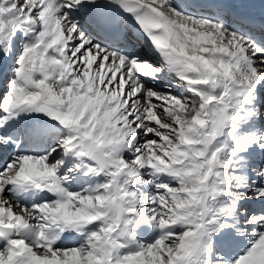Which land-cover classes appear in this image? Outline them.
<instances>
[{
  "label": "bare ground",
  "instance_id": "bare-ground-1",
  "mask_svg": "<svg viewBox=\"0 0 264 264\" xmlns=\"http://www.w3.org/2000/svg\"><path fill=\"white\" fill-rule=\"evenodd\" d=\"M74 1L78 2L79 0H0V40L2 42L0 47V98L4 94L0 102V124L15 121L22 123L28 120L40 124L50 122L60 125L65 131L63 132L64 142L70 149L66 153V158L71 155L75 147H80V162L72 169L66 170V166L60 167L59 164L55 165L58 167L57 171H51L43 163L44 160L50 157V153L39 155L38 153L44 151L42 150L34 155L19 158L21 162L15 170L3 176L5 179L0 183V223L11 224L14 228L13 234L19 237L17 240H11L13 235L0 237V245L6 243L4 245L6 257L0 255V264H10L13 259H18L20 264H59L58 256H56L57 251L63 253L65 252L63 250L72 247V245L80 246L87 234L90 236L95 226L105 219V214L107 216L109 210L114 208L120 213H134V206L139 203L136 201L138 199L135 196L130 197L128 192L127 196V193L124 192L125 189L131 188L133 195L135 191L140 189L147 190L149 187L147 185L150 184L148 183L145 187L144 184H138L139 179L137 177L139 175L133 172L134 169L140 170V175L147 176L153 186L159 187L158 189L164 188V186H159L158 178L160 180L172 177L173 179H181L183 178L182 174L188 173L189 178L186 176L187 179L184 178V181H189L188 184L191 186L189 189L194 192L192 195L196 196L200 193L203 196L204 193H211L215 197L209 202L211 205L216 204L217 211H221L219 215H224L223 219L220 217V219L216 218L217 220L213 219L210 224L204 223V221L196 223L195 220L193 221L195 222L194 227H190L192 220L190 214H187L184 209L177 213V217L175 220L173 219L174 222L171 223V226L165 224L167 222L163 220L162 222L166 225L164 230L154 232L152 229L140 225L145 219L144 214L139 213L140 217L138 216L134 221L138 220L140 224L133 228L135 222H130V230L139 231L142 228L145 239L150 243L155 242L154 244L163 241V235H169L162 234V232L180 230L183 233L181 234V243L177 248L179 251L185 247L196 249V256L200 259L203 246L211 245L212 251L209 254L205 248L203 249V253L209 256L206 264H218L212 261L214 248L217 246L224 252L223 257L227 261L233 258L232 251L235 254L244 252L246 257L243 254L235 264H256L261 261L264 257V231L262 235L258 233L260 234L257 235L258 239L254 237L253 240L259 243L257 247L261 248L263 252L260 254L258 252L253 257H251L255 249L253 245H250L253 249L249 247L250 249L246 251L244 238L239 236L236 242L232 238L234 241L232 242V230L226 234L228 232L226 230L227 226L232 229L227 224L231 218L228 217L231 215L232 209L236 207L235 205L232 206L235 200L230 199L229 195L227 196L224 192L226 184L222 181V177L226 171H218L223 167L216 168L213 171L211 169V172H209L210 177H208V172L207 175L203 174L205 173V166L200 163L201 159L196 158L194 160L192 158L196 162L190 164V161L186 160V156L190 150L188 149L190 145L188 143V130L191 132H197L198 130H196V123L193 124V120L197 119L200 122L202 120V110L208 109L209 111V108L213 106V98L219 96V101L214 100L216 102L214 110L211 111V114L207 112V118L203 117L204 122L199 123L201 125L199 128L206 129L203 131L204 133H197L198 136L201 135V137H198L201 138L200 142H202L200 147L206 150L204 151L206 156L211 142L215 140L210 137L212 140L210 142L209 134H213L214 131L216 133L224 128L225 130H221L222 135L218 138L228 145V149L223 147L228 152L225 160L228 164L239 167L242 178H252L256 181L250 182L251 180L248 181L247 179L246 182L248 183L244 185V190L250 189L251 191L255 189V186H259L255 190L259 192L258 195H253V199L250 200V209L258 210L259 206L264 208V122L263 120H256L257 117L248 118L246 123L239 124L240 126L245 124L242 131L248 133H243L241 136L240 130L234 132L231 128H227L232 122V117L240 116V114L233 113L239 107L231 108L230 111L231 103L247 104L251 102L253 107L254 104L258 105L257 98L260 92L264 91L261 89V87H264V76H254V72L257 69L264 71V53L252 47L253 43H250L249 40L240 37L236 33L225 31L224 26L219 23L209 24L190 16H182L172 8L169 0H141L155 7L160 14L162 25L170 38V46L163 51L164 54L160 58L153 55L152 51L139 49V54L149 64L134 69L135 73L131 74L130 77L133 78V83L137 86L133 87L127 76L125 66L114 52L104 51L95 46L93 40L88 43L87 39L77 34L82 33V30H76L73 23H71L73 13L71 6L75 5ZM32 29L36 30L35 36H33ZM21 32L24 38L19 41H23L25 46H21L19 50L22 51L19 58L17 57V61H13L16 53V34L19 38ZM37 41H39L38 45H36ZM151 65L160 68V70H157V75H154ZM242 67L252 73L254 76V78L251 76L252 81L245 79V71L244 68L243 71L241 70ZM63 68L67 73H64L59 80L57 77ZM232 70L234 72L231 73ZM144 73H149V76L154 75L151 83L148 79L143 78ZM171 75L186 84L188 92L196 99L198 105L196 109H189L194 107L185 105L184 102H189V99H181L178 97L180 95L165 83ZM234 75L237 78H234ZM240 78H244L245 81H239ZM4 79L10 82L7 85H1V81ZM253 81H255L254 85H257L255 99L252 97ZM146 84H150L149 88L141 89L139 87ZM257 87L260 88L257 89ZM178 88L179 91H182L181 87ZM56 89L59 90V94ZM5 90L7 92L4 93ZM61 90L64 91L63 94ZM213 91L217 93H212ZM246 95L248 96L247 100H241ZM253 99L254 104L252 103ZM176 105L179 107L186 106L191 110L189 112H191L192 120L185 122L184 128L181 127L182 125L173 127L174 121H170L173 118L172 114L175 115L176 113L175 108L172 111L171 109ZM143 113L146 115L143 116ZM245 114L250 116L249 113ZM178 117H180V113ZM180 118H183V116ZM127 133H131V135L128 136ZM257 138L259 139L257 140ZM194 139H197V137ZM261 139L263 142H261ZM62 140L63 138L60 142ZM195 141L197 142V140ZM258 141L260 145L256 146ZM60 142L58 141V144ZM150 142L155 144L156 147H151ZM191 143L193 144V142ZM212 145H215V143ZM139 146L145 148V154L142 153L141 148H138ZM191 146L193 148V145ZM194 146L199 148L197 144H194ZM94 147H99L104 152L107 169L117 168L118 170L119 168L120 170L114 174L113 181L106 188V191L109 188L114 189V197L117 198V201L113 207L111 204L113 200L108 202L112 197L107 193L104 199L97 197L94 203L88 200L89 193L95 191L99 184H91L92 179L88 176L89 173L84 174L85 169L81 171V168L88 164L89 166L86 167L94 170V174L99 175L100 172L92 161L84 156L87 159L86 162L82 156L85 150ZM54 151L53 153L57 154ZM259 154H261V157ZM124 156L133 157V160H129L128 166L124 163L128 160ZM256 158H258V161L262 160L263 169L260 176L256 175L257 170L252 169V163H256ZM8 163L12 162H6L0 156V167L5 164L10 166L11 164ZM67 171L70 175L67 174ZM79 172L81 173V181H77L78 177L74 180L68 179ZM84 176H88L87 180H91L88 181L89 185L81 189L79 183H82ZM257 178H259V181ZM244 179L243 181H245ZM28 180L38 183L42 180L49 182L56 191L57 196L44 199L41 206L36 208L35 204L39 200L40 193H38L35 186L27 185ZM61 181L64 187L59 184ZM75 188L81 190L71 193V191H76ZM120 190L123 192L120 193ZM28 192L30 193V199L25 200L24 196ZM147 194L149 196L151 192ZM199 197L197 200L195 197L197 204L200 203L199 215H206L208 206L202 204L204 201L201 196ZM6 198L11 200L15 206L28 208L25 210L27 211L26 215L19 216L12 211V208L9 209L7 205L4 206L3 201ZM150 199L149 205L156 202L153 195L150 196ZM194 201L193 205L188 208L190 211L197 208ZM247 202L248 199L235 201L234 204L238 203L240 207L246 205ZM162 203L157 200L155 205L160 207ZM190 204L192 203L190 202ZM123 205L125 206L123 207ZM109 207L111 209L106 210ZM157 209L159 208L157 207ZM211 214L213 212L207 215L210 216ZM41 217L46 221L48 227L39 229L40 225L38 227L36 223L39 222ZM258 217L257 222L260 221L261 229L264 226V215L258 214ZM70 218L76 220L77 223H71ZM121 222L125 224L124 221ZM221 222L224 223V226ZM124 224V228L127 227L128 224ZM205 225L209 226L205 227ZM188 226L192 228V233L187 230L184 231ZM35 230L40 231V233L35 232ZM31 231L33 232L34 240L32 244L34 247H29L23 240H20L30 238ZM36 234H39L40 239H36ZM71 239H73V242H70ZM98 241L93 249L100 252L103 249L102 245L106 248V240ZM234 243H236V246H234ZM35 246L39 249H45L52 257L44 254L42 256L37 255L33 251L36 248ZM0 247L3 248V246ZM106 252L109 257V252L107 250ZM70 257L72 255L69 257L65 255V258L63 256L61 258H63V262H66L65 260ZM218 258L221 259L222 257L219 255ZM183 262H185V259H183ZM202 263L204 262L202 261Z\"/></svg>",
  "mask_w": 264,
  "mask_h": 264
},
{
  "label": "rangeland",
  "instance_id": "rangeland-1",
  "mask_svg": "<svg viewBox=\"0 0 264 264\" xmlns=\"http://www.w3.org/2000/svg\"><path fill=\"white\" fill-rule=\"evenodd\" d=\"M76 36L79 38L78 35H76ZM243 68L244 67L241 68L242 71H243ZM244 71H245V73L244 72L243 73L245 75V79H247V80L249 79L248 81H252L253 78H254V76H256V75H259V76H263L264 75V71L262 72V71H260L258 69L256 70V72H254V74H255L254 76L252 75V73H250L249 71H247L246 68H244ZM232 72H234V71L232 70L231 73ZM246 73H250V74H246ZM247 77H249V78H247ZM234 78H237V76L234 75ZM243 79L240 78L239 81H241V82L245 81ZM56 91L59 94V90L56 89ZM61 93L63 94L64 91L61 90ZM212 93H217V92H214L213 91ZM253 94H255V92H253ZM260 95H261V92H260ZM216 97L213 98L212 105L214 107L211 106V108H209V111H208V109L207 110H202V113L203 114H202V120L200 119L201 120L200 121L201 123L204 122V120L207 118V116H206L207 114L206 113L209 112L211 114V111L214 110V108L216 106V104H215L216 102L215 101L216 100L217 101L220 100V97L219 96H218L219 99H218V97L217 98ZM124 99H125V96H124ZM262 99H263V97H262ZM185 100H186V98H185ZM184 103H185V105L190 106V107L191 106H194V107H191L189 109H194V108L196 109L197 106H198L197 103H196V101H195V99L192 101V103L191 102H184ZM182 107H184V108H182ZM182 107H179V106L176 105L175 107H173L171 109V111L176 109L175 110L176 111L175 115L172 114V117L173 118H172V120H170L171 122L174 121L173 122V127L174 126L177 127L179 125L180 126L182 125L181 127L184 128L183 125L185 124V122H187V121L189 122L190 120H192V117L190 115L191 112H189L191 110H189L188 108H186V106H182ZM262 108H264V105L261 108L258 105V108H256L257 109L256 111L258 113L261 112L262 114H264V109H262ZM178 109H179V111H178ZM142 112H144V111H142ZM179 113H180V117L183 116V118L178 117L179 116ZM183 113H184V115H182ZM145 115L146 114L143 113V116H145ZM175 116H176V118L174 119ZM203 117L205 119H203ZM176 121H178V122H176ZM193 121H194L193 124L196 123V125H195L196 126V130L198 129L199 131L197 130V132H195V131H192L191 132V131L188 130V132H189L188 143H190V145L187 143V146L189 145L188 146V149H190L189 150L190 156H188L189 155L188 154L186 156V160H188V162L190 161V164H191V162L192 163L193 162H196V161H194L196 158L201 159V162L200 163H203L202 165L205 166V171H204L205 173H203V174L204 175L205 174L207 175V172H208V174H209L208 177H210V173L209 172H211V169L213 171V170H216V168L223 167L222 169L220 168V170H218V171L219 172L221 170H223L221 172H225L226 171L224 173L223 177H222V181L226 184V187L224 188V190H225L224 192H226L227 196L229 195L230 199L233 198L232 200H235L236 202H239V201H242V200L245 201V200L248 199L247 204L244 205V206H240L239 207V204L238 203L234 204L235 201H233V203H232V206L235 205L236 207H234L232 209V212H231L232 215H229V217H228V218L231 217L230 218L231 220L229 219L230 221H228V223H227L232 228V229H229V230H232L231 241L232 242H234V241L236 242L238 240V237L240 236L241 238H244L245 241H246L245 242V247H247L246 248V251L248 249H250V248L253 249V247H251V246L252 245L254 246L255 249H254L253 254H252L251 257H253L254 255H256L258 252H259V254L262 253L263 250L261 248L257 247V245L259 243L258 242H255L253 240H254V237L255 238L257 237V239H258V236L257 235H260V234L262 235V233L264 231V228H263L264 226L261 227V229H260V225H259L260 224V221L257 222V219L259 218L258 217V214L256 215V213H254V211H252L250 209V207H251V201L250 200L253 199V197H252L253 195H258L259 192L258 191H255V190L257 188H259V186H255V189H252L251 191H250V189L244 190V185L246 183H248V182H246L247 179H248V181L251 180L250 182H252V181L253 182H256V181L254 179H252V178H250V179L249 178H247V179L242 178L243 176H241L242 174L239 171V167L237 168V166H233L231 164H228L227 160H225V157H227L226 155L228 153L227 150H226V149H228V147H227L228 145H226L224 143V141H222V140H220L218 138V137H220L222 135L221 130H225L224 128L221 129V130H218L216 133L214 131L213 134L212 133H210L211 135L209 134L208 137L210 139L209 140L210 142L213 139H215V140L216 139L217 140L219 139V140L218 141L217 140L216 141L213 140L211 142V146H210V148H209V150L207 152V155L205 156L204 155V151H206V150H204V148H201L200 147V145H202V142H200V139L201 138L200 139L198 138V137H201V135L199 134V136H198L197 133H199V132L200 133L201 132L204 133L203 131H205L206 129H204L202 127L199 128L201 125L199 124L200 122L197 119H194ZM194 132L196 133V135H195ZM245 133H247V132H245ZM127 135L129 136L130 134L127 133ZM213 135H215V136H213ZM190 136L193 137V138H196L197 137V139H194V140H197V142L198 141L199 142L198 143L196 141L194 142L193 138H191ZM210 137L212 138V140H211ZM190 138H191V140H190ZM64 140H65V136H63L62 142H64ZM191 142H193V144ZM203 143H204V141H203ZM214 143H215V145H212ZM152 144L153 143L150 142L151 147H154V146L156 147L155 144H153V145ZM194 144L195 145L196 144L199 145V148H198V146H196V148H195ZM257 144H256V146H259L260 145V143H259V145H257ZM191 145H193V148H192ZM223 147L226 148V149H224ZM76 148H77V150H76ZM132 148H134V147H132ZM138 148H141L142 153L145 154V150H144L145 148H142V146L141 147L139 146ZM53 149H51V151L47 152V153H50V157H48L49 160L46 159V160H44V162L43 161L42 162L44 163V166L50 168L51 171L52 170L53 171H57L58 170V167H56V166L60 164V158H59V160H57V162H56V159H51L52 156L54 154H56V153H52L53 152ZM62 150H64V152H63L64 158L62 160L66 161V163H65L64 166H67L68 161H71L73 163L76 162L75 161V160H77L76 159V156H78V160H79V158H80V147H75V149L73 151V154L72 155H69V157L67 156V158L65 156H66V153L70 149L68 148V149H62ZM141 150H140V154H141ZM57 151H59V149L55 150L54 152H57ZM205 154H206V152H205ZM82 158L85 161L87 160V159H85L84 155L82 156ZM124 158L125 159H128L127 162L124 161V163H125L126 166L129 165V160L130 161L133 160V157L132 156H128V157L127 156H124ZM188 158H190V159H188ZM14 161H17L16 164L13 165L12 163H8L9 165L11 164L9 167L5 166V167L2 168L4 171L1 172V174H0V177H1L0 178V183H1V181H3L5 179V178H3V176L5 174H7V173L13 172L15 170V168L17 167V165L20 164V162H21L20 159H18V160L16 159ZM259 161H257V164H259V166L258 165L257 166H253V168H252L253 170H255V169L257 170V172H256V175L257 176L260 175L259 173L262 172V168H263L262 167L263 165L261 164V161L262 160H259ZM77 165L78 164H76L74 166L76 167ZM260 165H262V166H260ZM72 168H68V169L66 168V170H69V169H72ZM132 169H134V168H132ZM106 170L109 171L108 172V176H112L110 178L111 179V182L113 181L112 179H114V177H113L114 174L117 173L118 171H120L119 168H118V170H117V168L116 169H113V170L106 168ZM133 172L136 173L137 175H139L137 177V179H139L138 180V184H144V187H145L148 183H150L147 186H149V185L153 186V184L150 182V180L148 179L147 176H141L140 175V173H141L140 170L138 171V170L134 169ZM182 175H183V178H181V179H176L175 180V178L173 179V177H172V178H169V179L166 178V179L160 180L161 183L159 181V183H160L159 186H164V188H161V189H158L159 187H156V186H154L153 188L149 186L147 190L140 189L139 191H135L133 193V195H132L131 190H130L131 188L125 189L124 192L125 193L128 192L130 194L129 195L130 197H134L135 196V198L138 199L136 201H137V203L138 202L139 203L138 204L136 203L137 205L134 206V211L135 212L134 213L133 212H128L126 214V213H123V212H121V213L120 212H117L114 208L112 210H109L108 213H107V216L105 214V219L103 221H101L100 224H97L95 226V228H94L92 234H90V236H88L89 234H87V236L85 237L84 241L81 243L80 246H75V247L72 246V247H70V248H68L66 250H63V251H65L63 253H59V251H57L56 256H58L57 259L59 261V264H206L207 261L209 260L208 254L212 251L211 245L207 244V245L203 246V248L201 249V253H200V255H201L200 259H198L197 256H196V249H193V248H190V247H185L184 249H182V250L179 251V250H177V248H178L179 244L181 243V240H182V235L181 234L183 233L180 230H174L173 232H170V231H164V232H162V234H166V235L169 234V235L168 236H164L163 235V238H164L163 241H159L158 243L156 242V244H154L155 242L154 243H150V242H148L145 239V234H144L142 228H140L141 230H139V231L130 230L132 221H134V220L137 219V217L139 216L138 215L139 213H141V214L143 213L144 214V219H145V220L142 221L143 223H141V224L139 223V224L141 226H146V227L152 229L154 232L155 231H158V230H164V227L166 225H164V222H162L163 220L167 222L165 224H167L168 226H171L172 225L171 223H173L174 220L177 217V213L183 211L184 209L187 211V214H190V219L192 220L190 222V224H192V225H190V227H194L195 222L196 223H201L200 221H204V223L210 224L213 221V219H215V220L220 219V218L223 219L222 217H223L224 214L223 215L222 214L219 215V212H221V211H217L216 204L215 205L214 204L211 205V203L209 202L211 199L213 200V197H215V196H212V194L211 193H208V192L207 193L202 192V193H204L203 196L200 195V193L197 194L196 196L192 195V193L194 194V192H192V190L189 189L191 187L188 184L189 181L188 182L187 181H184V178H186V176L189 178V174L187 173V174H182ZM108 179H109V177H107L105 179L102 176L99 177L98 180L101 182V187H102V185L104 183L103 180H108ZM243 179L245 181H243ZM258 179L259 178H257V180ZM168 180H169V182H167ZM77 181H81V179H77ZM111 182L109 183V185L111 184ZM94 183L95 184H99V183H96V182H94ZM59 184L61 186H63L62 181ZM65 184H66V182H65ZM107 184L108 183L106 182L103 186H105ZM130 184H132V183H130ZM183 184L184 185L186 184V186H184ZM187 184H188V186H187ZM87 185H88V183H79V186H81V189H83L84 186L86 187ZM127 185H129V184H127ZM99 186H100V184H99ZM129 187H131V186H129ZM81 189L78 188V190L76 189V191H71V193H73V192L76 193V192L80 191ZM96 190L93 191V192H91V193H89L90 194V195H88L89 196L88 197L89 198L88 199L89 202H93L94 203V201L97 199V197H99L100 199H104L105 198V195L107 193V194H109L112 197V199L110 201H108V200L107 201L108 202H112V200H113V202L111 204H112V207L115 206L116 201H117V198L114 197V189L113 188H109L107 190L108 192L106 191V188H104V187L101 188V189H98L97 188ZM241 190H243V191H241ZM190 191H191V193H190ZM122 192L123 191L120 190V193H122ZM148 192H151V194L149 196L147 194ZM128 193L126 194L127 196H128ZM214 193H216V192H214ZM205 194L206 195L207 194L209 195V197H208L207 200L204 199L205 198ZM152 195L155 197V201L156 202H157V200H159L160 203L163 202L161 204L163 207L160 206L161 207L160 208L159 206H156L155 205L156 202H154V204H150L149 205V203H150V201L152 199V198L150 199V196H152ZM56 196H57V194L54 197H56ZM199 196H201L202 200L204 201L202 204H205L206 206H208V208H206V215L205 214H200L199 215V211H200L199 204L200 203L197 204L198 202L196 201L197 199L200 198ZM113 197H114V199H113ZM188 197L191 198V199H189ZM195 197H196V200H195ZM146 200H148V201H146ZM190 200H192V201H190ZM84 201H86V200H84ZM193 201H194V205L197 204L196 205L197 208L195 210H193V211H190L188 208L191 205H193ZM59 202H61V201H59ZM190 202L192 204H190ZM12 203L13 202L11 200H8L7 198L3 201V205L4 206L7 205V207L9 209L12 208V211L15 214H17L19 216H25L26 215V212L27 211H25V210L28 209V208H26V209L23 210L22 208L18 207L17 205L15 206ZM147 203H148V205H147ZM86 204H88V203H86ZM87 206H85V207H87ZM124 206L125 205H123V207ZM157 207L160 210L157 209ZM37 208H39V206H37ZM108 209H111V207L106 208V210H108ZM207 211L209 213L213 212V214H211L210 216H208L207 214H209V213ZM214 211H215V213H214ZM41 212H43V211H41ZM41 214H43V213H41ZM262 215H264V214H262ZM190 219H189V221H190ZM121 221H124L126 225L128 224L127 225L128 228L127 227L124 228V226H123L124 223L121 222ZM193 221H195V222H193ZM70 222L71 223H73V222L75 223L76 220L70 218ZM244 223L246 225H243ZM36 224L38 225V227L40 225V228L39 229L48 227V224L46 223V221H44L42 219V217L39 219V222L36 223ZM158 224H160L161 226L159 227ZM221 224L224 226V223L223 222H221ZM16 225H17V223H16ZM206 226L208 227L209 225H205V227ZM154 227H155V229H154ZM188 227H186L187 229L185 228L184 231L187 230V231L191 232L192 231V228H190V227L188 228ZM36 231H37V233H40V231L35 230V232ZM154 232H153V236H154ZM258 233H260V234H258ZM105 234H106V236H105ZM208 236H210V235H208ZM12 237L13 238L11 240H13V239L14 240H17L19 236L16 235V234L15 235L13 234ZM157 237H158V235H157ZM232 238L234 239V241L232 240ZM257 239H255V240H257ZM20 240H23L24 243L27 246L32 247L33 246L32 243H33V240H34L33 239V232L31 233V237L30 238L29 237H28V239L27 238H22ZM98 240H106V248H105V246L102 245V248L103 249H101L100 252L94 251V249H93V247L95 246V243L96 242H99ZM158 240H156V241H158ZM102 243H104V242H102ZM5 244L2 245L3 248L0 247V255H2L4 257H6L5 256L6 253H5V250H4V245ZM234 246H236V243H234ZM204 248L206 249V252H208V254H204L203 253V249ZM106 250L109 252V255H110L109 257H108V253L106 252ZM33 251H34V253H36L37 255H40V256H42V254H44L46 256L49 255V253L46 252L45 249H39V247H36L35 249H33ZM111 253H112V255H111ZM222 254L224 255V252H222V250H221V248H219V246H217L216 248H214V252H213V255H212L213 256V260L212 261L214 263H218V264H232V263L235 264L240 259V257L244 254V252H238V253L235 254V252L232 251L231 254H232V257L233 258L231 260H229V261L225 260L223 258V256H221ZM65 255L66 256L68 255V257L70 255H72V257H70L68 260H65L66 262H63L64 261L63 258H65ZM219 255L222 257L221 259H223V260H221V259L218 258ZM236 255H237L238 259H235L236 258ZM49 256L52 257L51 255H49ZM62 256H63V258H61ZM244 256L246 257L245 254H244ZM183 259H185V262L182 263ZM180 260H182V261H180ZM202 261L204 263H202ZM10 264H20V261H18V259L17 260L16 259H13V262L10 263ZM256 264H264V257L262 258L261 261H259Z\"/></svg>",
  "mask_w": 264,
  "mask_h": 264
}]
</instances>
